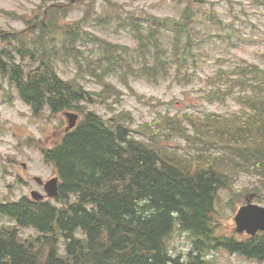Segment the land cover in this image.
<instances>
[{"label": "trees", "instance_id": "trees-1", "mask_svg": "<svg viewBox=\"0 0 264 264\" xmlns=\"http://www.w3.org/2000/svg\"><path fill=\"white\" fill-rule=\"evenodd\" d=\"M96 1L88 0L86 14L67 26L72 43L95 14ZM194 13L187 5L179 16L148 15L145 24L128 18L139 44L137 71L155 80V75L168 78L173 68H180L178 60L193 54ZM50 15L46 19L37 13L33 24L26 20L27 28L15 36L22 46L39 31L27 44L30 56L39 61L35 69L27 71L10 53L0 55V73L9 77L36 115L46 108L56 115L96 102V94L63 79L47 55L43 38L59 20L57 10L51 9ZM102 45L107 62L99 65L104 70H133L120 57L125 45L108 40ZM208 80L216 85L210 99L225 101L232 95L241 109L231 115L186 112L169 121V133L179 129L188 137L189 154L163 153L136 137L127 122H135L129 111L110 121L97 111H83L74 130L44 148L61 178L58 200L25 196L0 203L1 215L38 233L22 237L11 224H0V264H206L203 255L221 248L263 262L264 232L246 237L218 233L216 201L220 189L234 188L233 176L241 172L256 173L264 188V67L244 61L231 72L218 69ZM97 95L104 97L107 90ZM182 119L188 122L176 127V120ZM176 230L196 237L189 259L170 248L168 238Z\"/></svg>", "mask_w": 264, "mask_h": 264}, {"label": "rangeland", "instance_id": "rangeland-1", "mask_svg": "<svg viewBox=\"0 0 264 264\" xmlns=\"http://www.w3.org/2000/svg\"><path fill=\"white\" fill-rule=\"evenodd\" d=\"M116 3L119 6L112 5ZM88 4V0L84 3L81 0H0V27L23 31L27 26L25 21L31 20L33 24L37 13L51 19L50 10H57L59 20L53 24L49 42L44 41L43 45L52 52L47 55L55 58L53 65L62 78L75 81L96 94V102L85 104L83 111H97L107 121L121 111H129L135 122L133 124L129 119L127 122L134 135L150 142L160 152L191 153L192 148L186 142L188 137L179 129L169 133L166 128L177 115L186 112L231 115L240 111L241 104L232 95L225 101L214 96L209 98L216 88L209 82V76L220 68L231 72L244 61L264 67V0H97L92 10L95 14L72 43L67 26L70 29L71 23L86 14ZM187 5L195 10L193 54L182 56L186 60H178L180 68H173L172 76L155 75V80H149L136 69L141 60L137 53L139 44L132 26L127 23L128 18L135 17L145 24L148 15L179 16ZM5 10L12 13L6 14ZM104 19L110 23H104ZM143 32L146 33V29ZM12 34L8 38L0 36L4 42L0 43V48L17 54L14 43L9 41L15 37ZM36 36L37 32L31 37L35 39ZM107 40L126 46L120 51V57L128 61L133 70L111 72L99 65L107 62L102 46ZM16 59L23 62L26 69L31 66L35 69L38 65L33 56L23 60L18 53ZM0 77L5 84L0 88V199L11 201L24 195L31 196L35 188L45 192L34 181V176L48 180L57 172L54 164L45 159L43 148L59 143L69 123L63 111L54 115L47 109L35 116L31 106L21 101L15 88L6 97L11 93L7 84L10 80ZM105 90L107 95L104 97L97 95ZM239 91L237 87L235 92ZM73 111L81 113L80 110ZM187 122L186 119L176 120V127ZM146 125L149 129L139 131ZM233 178V189L219 190L217 231L225 236L246 237L236 231L234 217L251 194H256V203L264 205V188L256 173L241 172ZM246 188L250 190L245 191ZM30 233L34 230H22L23 235ZM195 240L191 233L181 230L174 231L168 238L174 254H181L185 259H189ZM203 257L206 264H264V261L223 248L211 249Z\"/></svg>", "mask_w": 264, "mask_h": 264}, {"label": "water", "instance_id": "water-1", "mask_svg": "<svg viewBox=\"0 0 264 264\" xmlns=\"http://www.w3.org/2000/svg\"><path fill=\"white\" fill-rule=\"evenodd\" d=\"M69 127L68 130L77 124L78 115L68 113ZM39 182L41 178H36ZM46 189L50 196H58L59 194V177H54L46 184ZM34 197L40 198L39 192L34 193ZM36 198V199H37ZM254 195L247 197V202L242 205L235 217L237 223V231L242 233L247 231L249 234L255 235L259 230L264 231V206L259 203H254L252 199Z\"/></svg>", "mask_w": 264, "mask_h": 264}, {"label": "bare ground", "instance_id": "bare-ground-1", "mask_svg": "<svg viewBox=\"0 0 264 264\" xmlns=\"http://www.w3.org/2000/svg\"><path fill=\"white\" fill-rule=\"evenodd\" d=\"M12 35H13L12 37H14L15 36V33H13Z\"/></svg>", "mask_w": 264, "mask_h": 264}, {"label": "flooded vegetation", "instance_id": "flooded-vegetation-1", "mask_svg": "<svg viewBox=\"0 0 264 264\" xmlns=\"http://www.w3.org/2000/svg\"><path fill=\"white\" fill-rule=\"evenodd\" d=\"M251 196V195H250ZM250 196H248V197H250Z\"/></svg>", "mask_w": 264, "mask_h": 264}]
</instances>
